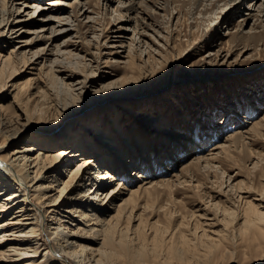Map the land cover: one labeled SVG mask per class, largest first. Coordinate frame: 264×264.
<instances>
[{"label": "rangeland", "instance_id": "374dc122", "mask_svg": "<svg viewBox=\"0 0 264 264\" xmlns=\"http://www.w3.org/2000/svg\"><path fill=\"white\" fill-rule=\"evenodd\" d=\"M94 1L100 4L93 7L94 11L89 14L91 19L80 16L82 21H76V29L59 34L52 45L46 39H37V33L31 31L39 26L33 24L19 26L24 33L12 44H2L4 52L16 46V50H23L27 59L30 58L24 62V55H20L16 67H10L4 80L0 78V104H8L20 113L14 127L21 126L25 120L13 101V91L23 82L31 84L32 81L31 85L36 86L37 81L41 85L31 87L39 99L34 111H40L45 120L25 123L33 136L52 138L60 149L66 145L63 140L68 137L75 143L77 136L84 134L86 124H104L122 143L123 134L134 141L132 145L123 144L124 150L130 153L127 160L142 164L140 168L144 173H154L156 178L174 177L171 180L174 191L165 185L159 186L154 191L157 198L151 200L154 205L146 209L147 214L158 218L164 213L160 208L162 204L188 213L204 207L215 213L226 204L243 203L240 195L263 198L264 195L260 196L255 190L264 186V122L258 131L253 129L255 122L264 117V10L262 13L257 9L261 0L256 3V9L253 5L257 0H247L238 6V0H220L216 4L203 0L201 5L197 0H161V3L143 0L141 7L147 12L142 15L146 23L139 26L144 27L140 29L144 33L132 38L137 20L125 25L128 28L125 29L126 46L119 47L124 50L122 56L109 54L110 48L103 45L108 33L104 28L115 19L112 7L117 5V0L108 10L102 0ZM19 5L21 3H16V7ZM49 33L51 25L46 30V34ZM115 33L118 32L111 31L110 35ZM27 40L29 43L19 48ZM44 46L52 48L48 59L40 57L42 51L48 50H44ZM60 48L66 52L59 54ZM108 58L111 62L106 66L104 60ZM60 63L66 65L67 73H76V77L65 79L67 73L54 72L52 69L60 67ZM133 73L137 78L123 85L121 79ZM87 76L88 80L99 79V82L90 91L82 89L80 93V89L75 88L82 86L78 81ZM114 78L118 79L117 86L96 91ZM140 110L158 114L159 122L141 120L136 114ZM45 121L49 125L43 127ZM161 129L167 131L161 132ZM247 129L250 133L246 139L243 137L245 146L232 150L229 155L223 153L216 162L213 160L215 168L192 166L184 171L182 178L177 180V175L173 176L175 172L181 173L185 163L197 154L209 155L215 144L232 143L226 142L229 134ZM16 145L11 143L9 149L13 150ZM86 145L91 150L89 144ZM135 166L129 165L125 172L121 169L135 178L141 170ZM48 183L46 179L43 186ZM91 185L93 183L88 181L82 194L90 192ZM55 186L50 192L53 196L60 193V187ZM65 193L60 200L67 197ZM99 245L90 244L86 248L92 251Z\"/></svg>", "mask_w": 264, "mask_h": 264}, {"label": "bare ground", "instance_id": "6f19581e", "mask_svg": "<svg viewBox=\"0 0 264 264\" xmlns=\"http://www.w3.org/2000/svg\"><path fill=\"white\" fill-rule=\"evenodd\" d=\"M114 1L102 0V3L108 10ZM144 1L117 0V5H113L115 19L104 28L108 33L105 34L107 42L103 45L110 48L109 54L124 55V50L120 49L126 46L125 29L128 28L125 25H132L137 20L132 38L136 39V34L144 33L140 31L143 26H139L146 23L142 13L147 9L141 7ZM197 1L198 5L204 4L203 0ZM218 1L211 0V4ZM246 1L238 0L236 6ZM258 1L253 9H256ZM157 2L161 3V0ZM16 3L21 5L16 7ZM99 4L94 0H0V78L4 80L6 72L10 71V67H16L20 55L24 53L23 50H16V46L4 52L2 46L3 43L12 44L24 33L19 26L38 25L40 28L31 32L37 33V39H46L52 45L59 34L76 29L75 25L82 21L80 16H87L90 20L92 16L89 14ZM158 7L163 8L160 4ZM32 9L33 12L30 11ZM257 9L263 13L264 0L260 1ZM180 10L181 7L178 12ZM46 11L51 13L44 15ZM139 18L143 20L139 21ZM50 25L51 33L46 34ZM111 31L118 33L110 35ZM28 43L27 40L19 48ZM43 49L48 50L42 51L40 57L48 59L52 48L44 46ZM59 51V54L66 52L61 48ZM22 58L24 62L30 59H27V55ZM104 62L108 66L111 59ZM59 66L52 70L67 73L66 65L60 63ZM76 75L71 72L64 78H74ZM88 78L78 81L82 86L75 89H80V93L82 89L90 91L99 82V79ZM135 78L137 76L133 73L121 80L125 85ZM117 82L118 79L114 78L96 88V91L115 87ZM31 84L23 82L13 91V101H16L25 120L21 126L14 127L15 118L20 113L8 104H0V264H264V197L240 195L243 203L226 204L218 211L216 209L215 213L206 207L188 213L162 204L160 208L166 216L161 214L156 218L153 214L149 215L146 209L154 205L151 200L157 198L154 191L161 185L174 191L171 181L174 177L156 178L154 173H144L140 168L142 164L139 166L127 160L130 153L124 150L123 144L132 145L134 141L128 134H123L125 140L122 143L120 137L106 130L104 124H86L84 134L78 135L75 143L68 137L63 140L66 145L60 149L52 138L33 136L27 131L28 125L25 123L45 119L40 111H34L39 99L36 92L31 90L41 84L38 85L37 81L34 82L36 86ZM136 114L149 123L159 122L158 114L148 110H140ZM262 120L255 122L254 130L262 128ZM42 125L45 127L49 124L45 121ZM248 133L250 130L247 129L229 134L226 142L232 143L215 144L209 155L196 153L191 161L185 163L182 172H175L173 176L177 175V180L182 178L184 171L192 166L215 168L212 161H218L223 153L229 155L232 150L245 146L243 137H248ZM24 141L23 145H18ZM11 143L17 144L13 150L9 149ZM86 144L91 150L86 148ZM120 160L124 163L120 164ZM129 165L141 169L135 178L124 174ZM91 168L93 172H90ZM55 171L58 172L55 174ZM46 179L49 183L43 186ZM88 181L93 183L90 192L82 194ZM55 185L60 187H57L60 193L53 196L50 192L56 189ZM64 192L67 197L60 200ZM255 192L264 195V186ZM90 244H100L95 248L97 253L91 251L90 247L86 248Z\"/></svg>", "mask_w": 264, "mask_h": 264}]
</instances>
